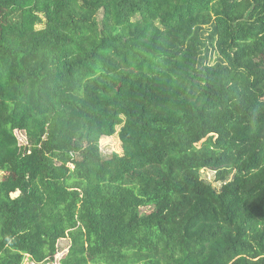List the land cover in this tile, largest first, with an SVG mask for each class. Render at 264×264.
Instances as JSON below:
<instances>
[{"label":"trees","instance_id":"obj_1","mask_svg":"<svg viewBox=\"0 0 264 264\" xmlns=\"http://www.w3.org/2000/svg\"><path fill=\"white\" fill-rule=\"evenodd\" d=\"M0 173V264H264V0H0Z\"/></svg>","mask_w":264,"mask_h":264},{"label":"rangeland","instance_id":"obj_2","mask_svg":"<svg viewBox=\"0 0 264 264\" xmlns=\"http://www.w3.org/2000/svg\"><path fill=\"white\" fill-rule=\"evenodd\" d=\"M20 137V142H25V135L23 133H18ZM100 146L105 154H110L111 152H118L123 153V146L122 142L117 134L111 135V136H103L100 139ZM205 175L208 178H213L212 172H205ZM3 174L0 173V179L2 178ZM150 209L145 208V211H149ZM68 245V240L64 239L59 242V247L62 251H66V247ZM26 262H28V259H26Z\"/></svg>","mask_w":264,"mask_h":264}]
</instances>
